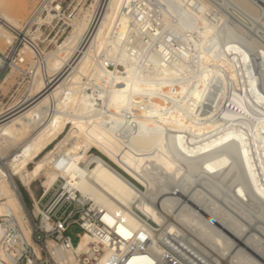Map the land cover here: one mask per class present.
Wrapping results in <instances>:
<instances>
[{
	"label": "bare ground",
	"instance_id": "6f19581e",
	"mask_svg": "<svg viewBox=\"0 0 264 264\" xmlns=\"http://www.w3.org/2000/svg\"><path fill=\"white\" fill-rule=\"evenodd\" d=\"M234 1L249 13L264 3ZM27 8L0 0V43H8L0 53L23 42L0 71V94L25 80L9 104L16 111L0 122V216L41 255L18 181L34 218L52 230L31 183L40 179L47 197L61 180V195L104 226L87 222L92 233L69 250L47 238L59 264H90L83 253L109 264L143 240L156 252L183 245L210 264H264V38L225 1L92 0L48 52L36 37L61 2L37 0L24 17ZM231 147L237 157L214 154ZM4 227L0 219V237Z\"/></svg>",
	"mask_w": 264,
	"mask_h": 264
},
{
	"label": "built area",
	"instance_id": "2783aa9c",
	"mask_svg": "<svg viewBox=\"0 0 264 264\" xmlns=\"http://www.w3.org/2000/svg\"><path fill=\"white\" fill-rule=\"evenodd\" d=\"M17 43V42H15ZM18 45L13 49V45L5 53H0V71L5 66L9 67V62L12 57L18 55ZM1 103L5 96L0 94ZM26 102L24 100L21 103ZM4 104H6L4 102ZM16 111L15 106L10 107L6 104L3 110H0V122L9 118ZM30 196V195H29ZM32 205L33 199L30 197ZM44 199L43 192L39 195V202L41 206L50 214L51 218L56 221L55 228L52 230L43 229L41 227L40 218H34L32 209L29 210L30 218L33 222V239L39 245L41 255H38L32 244L24 237L22 230L18 226H14L10 219H5L6 216H0L5 227L0 237V248L5 256L0 255V264H59L49 251L47 246V238H53L61 247L69 250L74 245H77L80 234L86 231L92 233L87 222L96 224V226L103 227L104 224L100 219H97L94 211H87L85 209H75V201L73 199L65 198L59 192L50 199L46 205L41 202ZM89 209V205H86ZM9 217V216H7ZM71 224H77L80 228L77 233V241L74 242L72 238L66 234V231ZM98 233L102 234L101 229H97ZM148 242V241H147ZM181 250L175 248L170 244H162L160 251H152L148 248L146 240L142 241L141 246L130 244L124 251H114L109 256V264H131L136 256H141L143 259L149 258L148 262L145 259L134 264H210L207 260L208 256L204 254L198 255L193 251H189L186 247ZM94 252L99 254V251L93 247ZM82 260H87L88 263L93 264L97 256H90L88 253H83Z\"/></svg>",
	"mask_w": 264,
	"mask_h": 264
},
{
	"label": "rangeland",
	"instance_id": "374dc122",
	"mask_svg": "<svg viewBox=\"0 0 264 264\" xmlns=\"http://www.w3.org/2000/svg\"><path fill=\"white\" fill-rule=\"evenodd\" d=\"M37 0H26L27 2V13L23 15L24 17L27 16L30 13L31 8L33 7V4H35ZM61 2L62 10L58 13V15L52 20L51 23H45L41 26V31L36 37V41L39 43V45L45 49L46 51H52L54 50L58 44L60 45L65 37L68 36L72 28L75 26V23L77 19L80 17L81 13L85 10V8L92 2V0H58ZM219 2H227L228 3V13L232 16L233 19L237 18L241 23L243 24H249L250 27H252L253 35L261 36V38H264V3L257 2V5H255V10L251 13L245 10L244 8L240 7L234 0H216ZM264 1V0H263ZM230 2V3H229ZM236 3V4H235ZM54 5L56 2L53 3ZM240 7V10H238ZM234 15V16H233ZM259 17H258V16ZM65 23V27L62 28V25ZM257 31H256V30ZM23 31V30H22ZM17 41V40H16ZM8 43H0V49H6ZM23 44L22 41H18V48ZM5 51V50H4ZM13 79L9 83V88H6L4 92V102L9 105L10 102L13 100V97L17 94H19V85L22 87L21 82L25 83L24 79L19 80V82H15ZM13 84V85H12ZM20 87V88H21ZM8 89V90H7ZM3 93V92H1ZM61 135V137H63ZM56 141L49 145V147H53L55 145ZM93 152H97L96 149H92L87 155L83 158L86 160V158ZM118 169H120L122 172H124L134 183H136L139 187L144 188L145 181L138 176L133 170L128 168L126 165L122 164L121 161L118 163H113ZM34 166V163H30L29 167ZM19 187L22 192L23 198L25 199L27 205L29 208L32 209L33 205L31 202V195L29 190L26 186L22 185L19 181ZM62 181L60 180L51 192L48 194L47 197H44L42 200V204L46 205L47 202L52 199L58 192H60ZM31 188L34 190L36 196L38 197L42 191L43 187L41 185L40 179H36L31 183ZM30 195V196H29ZM32 198V197H31Z\"/></svg>",
	"mask_w": 264,
	"mask_h": 264
},
{
	"label": "crops",
	"instance_id": "0c3cea01",
	"mask_svg": "<svg viewBox=\"0 0 264 264\" xmlns=\"http://www.w3.org/2000/svg\"><path fill=\"white\" fill-rule=\"evenodd\" d=\"M79 231H80V228L78 227L77 224H71L69 225L66 231V234L69 235L74 242H76L78 239L77 233H79Z\"/></svg>",
	"mask_w": 264,
	"mask_h": 264
}]
</instances>
